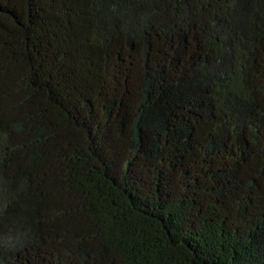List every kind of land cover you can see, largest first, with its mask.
I'll list each match as a JSON object with an SVG mask.
<instances>
[{"label":"trees","instance_id":"trees-1","mask_svg":"<svg viewBox=\"0 0 264 264\" xmlns=\"http://www.w3.org/2000/svg\"><path fill=\"white\" fill-rule=\"evenodd\" d=\"M0 264H264V0H0Z\"/></svg>","mask_w":264,"mask_h":264}]
</instances>
